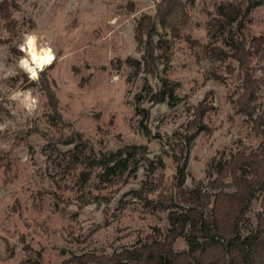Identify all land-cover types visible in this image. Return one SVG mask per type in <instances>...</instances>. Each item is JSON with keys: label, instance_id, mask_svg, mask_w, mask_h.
<instances>
[{"label": "rangeland", "instance_id": "rangeland-1", "mask_svg": "<svg viewBox=\"0 0 264 264\" xmlns=\"http://www.w3.org/2000/svg\"><path fill=\"white\" fill-rule=\"evenodd\" d=\"M11 1L17 27L10 30L0 14V100L7 110L0 115V264L22 262L26 245L41 251L43 264H65L74 254L134 247L156 227L166 232L168 210L156 206L149 188L176 172L169 144L175 135L192 139L186 184L202 180L209 192L219 162L258 149L262 136L253 120L234 108L243 78L229 28L211 34L209 20L217 3H238L247 14L236 35L248 44L264 34V0H182L189 19L180 36L158 22L155 54L146 59L139 21L155 16L158 0ZM28 34L37 37L38 50L55 55L37 80L19 64L29 56L20 47ZM204 44L226 54L210 58ZM251 65L261 80L257 108L264 116V49ZM160 91L164 101H157ZM27 92L38 99L31 112L23 106ZM205 98L209 129L200 130L191 121ZM127 145H145L150 161L137 155L108 172L100 153ZM226 182L225 190L234 189ZM263 209L264 189L253 198L242 235L255 229ZM188 247L184 237L174 245Z\"/></svg>", "mask_w": 264, "mask_h": 264}, {"label": "trees", "instance_id": "trees-1", "mask_svg": "<svg viewBox=\"0 0 264 264\" xmlns=\"http://www.w3.org/2000/svg\"><path fill=\"white\" fill-rule=\"evenodd\" d=\"M11 2H0V14L7 27L14 30L17 20L13 17ZM246 14L236 2L217 3L209 20V31L217 34L229 28L234 43L231 56L239 62L243 78L234 108L253 120L256 133L262 136L258 149L249 153L238 151L219 162L213 170L215 178L211 182L215 190L209 192L204 189L202 180L191 186L185 182L191 137H171L173 142L169 144L174 143L175 146L172 157L176 172L169 182L161 177L158 184L149 188L150 192L157 194L156 206L168 210L170 228L165 232L156 227L140 244L110 255L74 254L65 260V264H264V209L256 213L255 229L246 235L241 234L242 225L249 222L247 212L255 194L264 189V116L257 108L261 80L254 75L251 65V57L264 49V34L253 35L248 44L237 37L236 31ZM188 19L186 4L182 0H158L155 16L144 15L139 21L138 36L147 44L145 59L155 54L154 36L158 22L168 27L173 36H180ZM202 46L210 58L226 54L222 46ZM50 95L52 111L61 118L57 99L53 93ZM156 96L157 101L165 100L164 91ZM211 107L205 98L195 108V118L191 122L199 125L200 130L209 129L204 123V115ZM4 112L7 110L4 101L0 100V115ZM73 136L75 140L86 142L78 132H73ZM137 155L150 161L145 145H127L110 154L100 153L99 161L110 172L126 165ZM160 162L164 164L162 159ZM227 178L231 179L234 189L225 190L229 185ZM180 237L187 239L188 249L178 251L174 248ZM25 251L27 258L19 264H43L41 251L29 245L25 246Z\"/></svg>", "mask_w": 264, "mask_h": 264}, {"label": "clouds", "instance_id": "clouds-1", "mask_svg": "<svg viewBox=\"0 0 264 264\" xmlns=\"http://www.w3.org/2000/svg\"><path fill=\"white\" fill-rule=\"evenodd\" d=\"M37 37L33 34L26 35V41L22 44L21 51L29 53V56H24L20 59V67L23 68L30 79L37 80L39 78V72L42 71L45 65H49L55 59V55L51 48H41L36 47ZM19 93H14L12 99H15ZM38 104V99L33 97L30 92L24 97L23 106L29 111H33Z\"/></svg>", "mask_w": 264, "mask_h": 264}]
</instances>
